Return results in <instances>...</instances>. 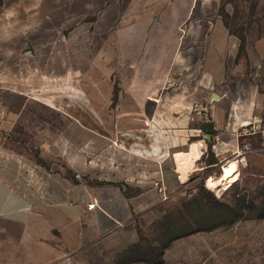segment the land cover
Instances as JSON below:
<instances>
[{"label":"rangeland","instance_id":"374dc122","mask_svg":"<svg viewBox=\"0 0 264 264\" xmlns=\"http://www.w3.org/2000/svg\"><path fill=\"white\" fill-rule=\"evenodd\" d=\"M127 2L0 0L4 145L26 166L75 182L117 176L136 182L128 194L151 188L158 212L111 264H264V137L240 126L234 108L249 103L253 87L264 110V0L196 2L178 47L173 36L163 59L108 45L106 30ZM216 20L232 43L221 61L213 54L207 61ZM172 124L188 126L179 140L169 136ZM192 142L201 152L182 181L174 154ZM232 160L236 171L208 187Z\"/></svg>","mask_w":264,"mask_h":264},{"label":"crops","instance_id":"0c3cea01","mask_svg":"<svg viewBox=\"0 0 264 264\" xmlns=\"http://www.w3.org/2000/svg\"><path fill=\"white\" fill-rule=\"evenodd\" d=\"M198 1L203 4L209 0H128L119 20L106 30L107 41H114L108 45H134L140 48L139 53L156 54L163 59V50L173 36L175 42L170 45L178 47L182 37L179 33L189 27L186 21ZM184 5H187L185 12L179 10ZM181 15L185 17L180 21ZM210 29L205 56L207 61L212 54L220 60V52L226 53L232 39L222 20L214 21ZM262 47L260 42L258 48ZM178 54L174 49L167 56L170 69L178 63ZM237 102L234 108L243 114L239 125L253 126L256 128L253 134L264 137V110L253 87L249 103ZM235 116L238 117L237 111ZM5 125L0 118V264H24L20 262V247L26 248L30 256L27 264H111L119 252L138 242L139 228H145L146 219L158 212V197L151 188L131 195L126 192V185L136 182L122 177L75 182L61 172L26 166L20 156L4 145ZM169 127L172 128L169 136H178V140L183 136L182 130L188 128L177 124ZM200 142H192L186 151L176 152L174 160L192 156L197 160ZM176 145L179 144L171 147ZM9 158L13 160L11 165L3 166L4 159ZM157 169L155 165L150 170L156 173ZM86 171L91 176L96 174ZM112 174L118 173L112 170ZM24 187L26 193L22 191ZM90 203L95 205L88 208ZM9 226L16 229L7 230Z\"/></svg>","mask_w":264,"mask_h":264},{"label":"bare ground","instance_id":"6f19581e","mask_svg":"<svg viewBox=\"0 0 264 264\" xmlns=\"http://www.w3.org/2000/svg\"><path fill=\"white\" fill-rule=\"evenodd\" d=\"M196 156H192V157H185V158H177L175 160V165H176V170L177 173L179 174V178H181V180H185L186 176H187V172L191 169V167L193 166V161L196 159ZM237 162L232 160V161H227V163L225 165L222 166L221 168V173L218 177L216 178H212L209 177L207 180V185L208 187L216 184V183H220L223 182L227 176H230L232 173H234L236 171L237 167ZM178 178V179H179Z\"/></svg>","mask_w":264,"mask_h":264},{"label":"built area","instance_id":"2783aa9c","mask_svg":"<svg viewBox=\"0 0 264 264\" xmlns=\"http://www.w3.org/2000/svg\"><path fill=\"white\" fill-rule=\"evenodd\" d=\"M252 129H253V131H255L253 126H252ZM94 205H95V203H90L87 206H88V208H92Z\"/></svg>","mask_w":264,"mask_h":264}]
</instances>
